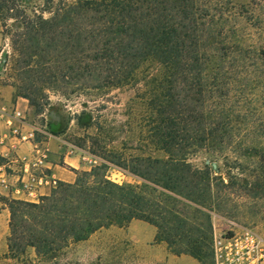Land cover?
<instances>
[{"label":"trees","instance_id":"1","mask_svg":"<svg viewBox=\"0 0 264 264\" xmlns=\"http://www.w3.org/2000/svg\"><path fill=\"white\" fill-rule=\"evenodd\" d=\"M224 5L218 0H43L41 10L27 12L19 0H0L1 28L5 18L19 25L8 37L23 80L50 85L67 78L94 90L136 87L148 112L137 143L164 154L141 152L130 162L116 157V166L143 181L140 187L107 180L102 164L80 172L72 183H59L39 203L0 197L8 211L11 256L29 247L38 257L55 259L100 228L141 220L156 228V239L171 254L206 264L211 250L206 252L198 230L190 236L180 224L173 226L176 212L168 200L153 202L150 196L157 185L198 205V184L208 173L191 167L186 156L198 146L230 139L236 112L228 102L229 85L246 64L244 53L228 46ZM257 54L264 58V51ZM31 95L19 96L33 104Z\"/></svg>","mask_w":264,"mask_h":264},{"label":"rangeland","instance_id":"2","mask_svg":"<svg viewBox=\"0 0 264 264\" xmlns=\"http://www.w3.org/2000/svg\"><path fill=\"white\" fill-rule=\"evenodd\" d=\"M19 1L27 12L43 8V0ZM218 1L225 4L229 14L225 25L228 46L241 50L246 64L245 72L233 73L235 83L229 85L228 102L236 112L230 139L214 146H198L186 156L191 167L208 173V179L198 184V205L157 185L153 186L156 191L150 196L153 202L168 200V207L176 212L172 225L180 224L190 231V236H195L198 230L207 253L214 235L238 227H250L264 237V58L259 59L257 54L264 51V0ZM3 24V28L0 26L3 39L0 89L9 92V100H24L18 110L36 127L34 139L50 138L58 148L71 147L76 154L89 157L92 161L86 168L73 170L74 178L82 171L105 164L103 172L107 180L140 187L143 181L116 166V159L122 156L130 162L133 157L141 156V152L160 158L164 154L154 151L148 143H137V138L145 134L148 112L137 97L136 87L94 90L59 77L50 85L30 84L23 80L16 65L18 56L8 37L19 25L12 18H5ZM64 68V64L60 66V70ZM5 91L0 94H6ZM28 92L32 93L33 104L19 96ZM56 180V185L45 189L35 203L63 182ZM0 197L14 200L9 194ZM0 213V264H198L188 256L172 255L165 261L170 248L156 239L153 225L141 220H131L123 227L100 228L86 240L69 244L55 259L38 257L29 247L11 256L6 246L8 211L2 203ZM206 264H211L210 255Z\"/></svg>","mask_w":264,"mask_h":264},{"label":"built area","instance_id":"3","mask_svg":"<svg viewBox=\"0 0 264 264\" xmlns=\"http://www.w3.org/2000/svg\"><path fill=\"white\" fill-rule=\"evenodd\" d=\"M0 122L14 140L31 142L34 139L36 127L28 123L18 109L0 106ZM6 139V134L0 135V145ZM34 154L20 159L16 174L8 172L9 167L0 162V186L14 200L35 203L44 195L45 189L56 185V178L41 166L45 159L43 152L36 148ZM211 264H264V237L250 227H238L231 232L214 235Z\"/></svg>","mask_w":264,"mask_h":264},{"label":"crops","instance_id":"4","mask_svg":"<svg viewBox=\"0 0 264 264\" xmlns=\"http://www.w3.org/2000/svg\"><path fill=\"white\" fill-rule=\"evenodd\" d=\"M2 41V34L0 32V44ZM1 91L5 90L0 89V93ZM4 93L6 94H0V106L4 105L6 107L8 106L7 108L9 109H18V106L24 103V100L21 98L9 100V97L7 96L9 95L7 94L9 92L6 90ZM4 134L7 135V139L3 145H0V162L5 163L9 167L8 172L10 173H18L20 159L33 157L36 148L40 149L45 155V159L42 160L41 166L46 169V172L52 174L56 179L67 183L73 181L74 176L72 172L74 169H84L87 164H90L92 161L84 154H76L74 150H69L68 147L59 146L58 148L51 142L50 138H46L42 141L33 139L31 142H18L8 134V131L0 122V135ZM0 195H8V192L1 186ZM2 212L5 213V209H3ZM172 255L173 254L171 253H166L165 261ZM183 256L187 255H178L176 257ZM195 261L200 264L197 260Z\"/></svg>","mask_w":264,"mask_h":264}]
</instances>
